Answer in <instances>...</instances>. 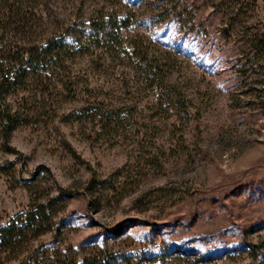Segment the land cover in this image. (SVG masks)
Returning <instances> with one entry per match:
<instances>
[{"label": "rangeland", "instance_id": "374dc122", "mask_svg": "<svg viewBox=\"0 0 264 264\" xmlns=\"http://www.w3.org/2000/svg\"><path fill=\"white\" fill-rule=\"evenodd\" d=\"M9 226L0 264H264V0H0Z\"/></svg>", "mask_w": 264, "mask_h": 264}, {"label": "trees", "instance_id": "16d2710c", "mask_svg": "<svg viewBox=\"0 0 264 264\" xmlns=\"http://www.w3.org/2000/svg\"><path fill=\"white\" fill-rule=\"evenodd\" d=\"M5 79V82L8 80V78H4ZM58 190H59V193L62 195V196H64V195H66L67 197H70V198H72V197H75L76 195H77V193L76 192H74V191H71L70 189H68V188H63V187H61V186H59L58 187ZM47 206L45 205V204H43V206H42V210H40V212H39V214H40V217H41V223H44V220L45 221H48V220H46V211H45V208H46ZM45 218V219H44ZM29 223H33L32 221H31V219H29ZM12 231H13V229H10V226H9V229L8 228H1L0 229V247L1 246H4V245H6V244H10V241H11V239H12V236H13V234H12ZM174 253L178 256V257H180V258H182V257H194V255L192 254V252L190 251V252H187V251H183V252H180V251H176V250H174ZM154 256V255H153ZM152 256V257H153ZM198 261L199 262H206V261H208V258L207 257H202V258H198Z\"/></svg>", "mask_w": 264, "mask_h": 264}]
</instances>
